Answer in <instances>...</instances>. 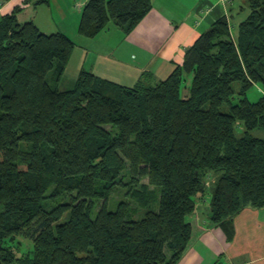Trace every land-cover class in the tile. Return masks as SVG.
Here are the masks:
<instances>
[{"label":"trees","instance_id":"obj_1","mask_svg":"<svg viewBox=\"0 0 264 264\" xmlns=\"http://www.w3.org/2000/svg\"><path fill=\"white\" fill-rule=\"evenodd\" d=\"M7 1L0 264H176L203 229L191 214L207 193L210 225L264 208V136L253 133L264 131V0H246L236 25L216 19L165 79L128 86L82 69L69 88L60 82L75 42L19 20L50 0L1 11ZM152 7L88 0L79 33L95 37L111 21L130 32ZM256 84L262 95L250 100ZM19 235L33 241L22 256Z\"/></svg>","mask_w":264,"mask_h":264},{"label":"crops","instance_id":"obj_2","mask_svg":"<svg viewBox=\"0 0 264 264\" xmlns=\"http://www.w3.org/2000/svg\"><path fill=\"white\" fill-rule=\"evenodd\" d=\"M87 1H77L71 24L73 36L67 30L68 22L57 30L75 42L62 77L71 87L82 69L128 86L141 79H165L183 64L187 49L216 19L226 14L236 25L246 14V0H232L226 7L218 0H152L151 10L130 32L111 21L89 38L79 34L81 9ZM10 2L2 3L1 11ZM33 8L31 4L26 6L19 20H34ZM74 58L77 70L70 82L66 76L75 66ZM191 218H196L203 229L176 264H264V208L245 207L230 223L210 225L209 200L199 199Z\"/></svg>","mask_w":264,"mask_h":264},{"label":"rangeland","instance_id":"obj_3","mask_svg":"<svg viewBox=\"0 0 264 264\" xmlns=\"http://www.w3.org/2000/svg\"><path fill=\"white\" fill-rule=\"evenodd\" d=\"M22 1L23 0H11L10 6L6 10L10 11L14 7V5L21 4ZM77 1L78 0H50L48 3H41L38 6L33 8L34 9L33 19L36 20L37 24H39L41 30L47 33L56 32L61 27L60 24H64V23L66 24L68 22L67 30L69 34L73 36V34H75V29H73V26L71 24L73 20V15L75 14L76 9L78 8ZM231 1L232 0L230 1L218 0V3L220 5L223 4L224 6L225 5L229 6ZM74 19H75V16H74ZM61 20H63V22H61ZM73 61H74L75 66L71 67V70H69L70 72L67 73L68 76H66V78L68 77L70 82L72 81L71 76H73V74L75 73V70H77V68H75L77 67V60L74 58ZM67 84H69L67 80L63 79L61 81L60 87L61 88L71 87V85H67ZM184 90H183V93H184ZM261 95H262V89L257 84L254 85L248 91V97L250 100H257ZM253 133L254 135L264 136V131L261 129H256L253 131ZM122 194L123 192L121 190H117L114 193V202L119 200ZM210 197H211L210 193H207L204 199L210 200ZM56 202L58 201H55V202L44 201V204L48 208H51L53 204H56ZM101 203L102 201H99L98 208L101 205ZM13 245L14 247H16L15 249L17 250L18 254L22 256V255H26L27 253L31 251V249L33 248V241L26 236L19 235L13 241ZM15 264H19V263H15Z\"/></svg>","mask_w":264,"mask_h":264},{"label":"built area","instance_id":"obj_4","mask_svg":"<svg viewBox=\"0 0 264 264\" xmlns=\"http://www.w3.org/2000/svg\"><path fill=\"white\" fill-rule=\"evenodd\" d=\"M222 1H230V0H222Z\"/></svg>","mask_w":264,"mask_h":264},{"label":"bare ground","instance_id":"obj_5","mask_svg":"<svg viewBox=\"0 0 264 264\" xmlns=\"http://www.w3.org/2000/svg\"><path fill=\"white\" fill-rule=\"evenodd\" d=\"M233 220V219H232Z\"/></svg>","mask_w":264,"mask_h":264}]
</instances>
